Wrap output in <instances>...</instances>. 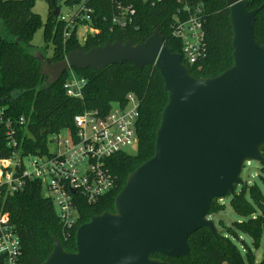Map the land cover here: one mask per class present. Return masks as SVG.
<instances>
[{"label":"trees","instance_id":"obj_1","mask_svg":"<svg viewBox=\"0 0 264 264\" xmlns=\"http://www.w3.org/2000/svg\"><path fill=\"white\" fill-rule=\"evenodd\" d=\"M36 1L0 0V159L8 157L10 153L5 147V134L8 131L5 122L11 123L15 138L20 143L18 148L23 154L45 153L48 137L62 131L74 132L73 119L76 115L84 110L106 112L112 102H122L128 94L140 102L136 126L138 146L134 155L123 152L107 159L108 169L116 178L115 187L93 205L83 201L78 203L79 219L73 230L63 228L51 201L41 194L35 184H28L8 197L5 209L21 243L19 264L43 263L53 250V238L60 240L66 252H75L77 229L88 223L92 215L114 212V199L123 189L127 175L150 160L155 153L160 116L168 102L163 80L153 66L138 70L128 63L108 66L99 72L73 70L78 78L86 81V87L82 101L67 97L64 90L67 73L52 86H47L46 78L39 73L41 63L31 50L34 49L32 40L36 31L43 29L45 52L48 49L52 51L51 57L43 56L50 64L64 60L72 51L86 52L105 44H123L126 41L138 45L155 30L161 33L165 46L174 54L181 55L182 46L172 36L171 29L172 18L179 8L176 0L155 5L141 0H126L134 8L136 16L134 24L124 29L111 24V7L106 1L67 0L68 5L81 1L92 10L89 23L78 24L77 21L71 29H65V23L53 16L58 0H41L49 7L45 23L33 12ZM188 1L190 6H198L202 10L205 48V56L200 63L188 67L190 74L197 79L218 76L233 65L229 8L225 0ZM246 1L248 10L259 8L253 34L257 43L264 47V0ZM80 24L88 25L94 31L82 42L76 36ZM65 31L70 32L69 37H64ZM240 188H235L237 193L231 198V208L246 220L234 224V227L246 235L256 249L264 239V197L250 191L252 202H249ZM242 189H245V193L246 187ZM216 201L208 214L213 213ZM253 215L255 218H252ZM220 238L215 240L208 230L201 229L188 238L189 258L169 260L158 255L153 258L169 264H254L253 255L246 244L243 243L247 250L242 254L229 239ZM0 264H5L3 258H0Z\"/></svg>","mask_w":264,"mask_h":264},{"label":"water","instance_id":"obj_2","mask_svg":"<svg viewBox=\"0 0 264 264\" xmlns=\"http://www.w3.org/2000/svg\"><path fill=\"white\" fill-rule=\"evenodd\" d=\"M229 8L233 65L218 76L197 79L153 31L143 43L105 44L72 51L50 64L39 52L46 85L68 70L104 71L128 63L153 66L168 102L160 116L153 157L129 173L113 202L114 212L92 215L75 235V252L53 238L41 264H169L189 258L188 238L206 229L221 240L208 212L215 200L235 197L249 162L264 165V47L255 40L258 9L246 0H225ZM60 9L54 7L53 16Z\"/></svg>","mask_w":264,"mask_h":264},{"label":"built area","instance_id":"obj_3","mask_svg":"<svg viewBox=\"0 0 264 264\" xmlns=\"http://www.w3.org/2000/svg\"><path fill=\"white\" fill-rule=\"evenodd\" d=\"M111 7V24L124 29L135 22V10L126 0H102ZM155 5L166 0H141ZM169 1V0H168ZM179 8L172 18V36L181 46V62L187 67L200 63L205 56L203 44L202 10L190 6L188 0H176ZM78 6V8H77ZM76 8L59 21L65 29L75 22L91 21L92 10L81 1L69 6ZM70 32L65 31L64 37ZM64 83L66 96L83 100L86 81L68 70ZM140 102L128 94L122 102H112L106 112L84 110L73 119L74 132L62 131L47 138L46 152L23 154L18 148L11 123L5 122V147L8 157L0 159V258L5 264H19L21 243L9 213L5 209L8 197L23 190L28 184L39 187L41 194L51 201L56 216L67 230H73L79 219L78 203L93 205L115 187L116 178L107 166V159L138 146L136 126ZM0 114V123L2 121ZM22 124V120H20Z\"/></svg>","mask_w":264,"mask_h":264},{"label":"rangeland","instance_id":"obj_4","mask_svg":"<svg viewBox=\"0 0 264 264\" xmlns=\"http://www.w3.org/2000/svg\"><path fill=\"white\" fill-rule=\"evenodd\" d=\"M66 1L67 0H58V8L60 9V13L63 16H68L71 10H73L72 12H74L76 9V8H70L69 7L70 5H68ZM33 12L39 15L42 23H45L49 12V7L46 2L38 0L35 3ZM76 30H77L76 36L80 42H82L87 35L94 33V31L88 25L80 24L77 26ZM32 46L34 48L31 49L32 53L36 54L37 52H39L46 57H51L52 55L51 49H48L46 52L44 49L45 46L43 41L42 28H39L36 31L32 40ZM136 152H137V148L131 146L130 148L127 149L126 154L134 155ZM241 178L243 180L244 186L246 187L245 193L243 192V190L245 189H242V187L244 186H241L240 188L241 193L245 197V200L252 202V193H250V191L261 194L264 197V169L262 164H259L257 162L246 163V165L242 170ZM231 198L232 197L228 195L220 200H217L215 202L216 208L214 209L213 213L208 214V219L214 221V224L218 230V234L223 238L229 239L232 243H234L237 246V248H239V250L242 252V254L247 250L243 246V243L246 244L248 246V249L251 250V254L253 255L254 258V264H259L261 262H264V239H262L260 247L255 249L251 245V240L246 235L241 233L239 230L235 229L234 224L245 221L246 219L237 215L232 210ZM252 218H255V215H253Z\"/></svg>","mask_w":264,"mask_h":264}]
</instances>
